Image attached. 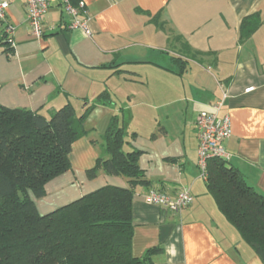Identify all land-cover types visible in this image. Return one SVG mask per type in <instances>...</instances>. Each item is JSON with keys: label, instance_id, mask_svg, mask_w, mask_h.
Here are the masks:
<instances>
[{"label": "crops", "instance_id": "1", "mask_svg": "<svg viewBox=\"0 0 264 264\" xmlns=\"http://www.w3.org/2000/svg\"><path fill=\"white\" fill-rule=\"evenodd\" d=\"M15 47L0 28V105L49 117L71 104L77 115L93 106L89 135L73 145L71 170L46 185L36 200L46 215L105 186L126 180L100 171L103 137L119 116L138 164L151 185L132 202L131 251L152 264H264L220 213L200 177L196 121L223 100L232 136L228 164L264 195V0H82L89 37L67 28L61 2L45 18L43 38L31 35L26 0H9ZM259 28L241 41V25ZM181 44V46L178 45ZM195 200L181 213L146 203L151 190Z\"/></svg>", "mask_w": 264, "mask_h": 264}, {"label": "trees", "instance_id": "2", "mask_svg": "<svg viewBox=\"0 0 264 264\" xmlns=\"http://www.w3.org/2000/svg\"><path fill=\"white\" fill-rule=\"evenodd\" d=\"M70 1L76 6L80 0ZM260 24L258 16L245 19L241 41ZM93 108L85 102L79 116L68 103L46 117L0 105V264H152L160 251L143 258L131 251L135 189L151 183L138 164L142 152L130 146L118 115L89 177L103 171L127 187L105 186L46 215L38 212L46 185L71 170L73 145L89 135L84 123ZM208 173L206 187L220 213L264 262V195L226 161H211Z\"/></svg>", "mask_w": 264, "mask_h": 264}, {"label": "built area", "instance_id": "3", "mask_svg": "<svg viewBox=\"0 0 264 264\" xmlns=\"http://www.w3.org/2000/svg\"><path fill=\"white\" fill-rule=\"evenodd\" d=\"M59 1L63 13L71 20L67 28L69 30L81 29L87 36L91 37V17L84 1L80 0L75 6L70 0H26L33 38H43L46 33L45 18L53 5ZM9 6V0H0V28H2L4 42L14 48L15 27L7 19ZM223 101L224 98L212 105L210 111L201 112L196 121L199 142L197 166L200 177L205 182L209 179L208 168L211 161L223 160L228 162L229 160L224 144L232 136L231 120L228 115L222 114ZM145 201L150 205L161 206L174 213H181L193 204L194 196L190 189H183L175 198H171L165 193L150 191L145 196Z\"/></svg>", "mask_w": 264, "mask_h": 264}, {"label": "rangeland", "instance_id": "4", "mask_svg": "<svg viewBox=\"0 0 264 264\" xmlns=\"http://www.w3.org/2000/svg\"><path fill=\"white\" fill-rule=\"evenodd\" d=\"M179 46H181V44L178 45V48H179Z\"/></svg>", "mask_w": 264, "mask_h": 264}]
</instances>
